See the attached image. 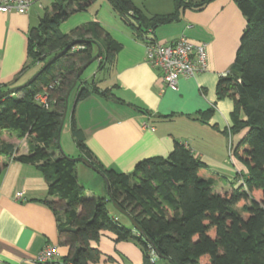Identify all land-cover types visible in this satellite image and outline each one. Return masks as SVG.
Here are the masks:
<instances>
[{
    "label": "trees",
    "instance_id": "obj_1",
    "mask_svg": "<svg viewBox=\"0 0 264 264\" xmlns=\"http://www.w3.org/2000/svg\"><path fill=\"white\" fill-rule=\"evenodd\" d=\"M95 1L51 2L27 34L23 67L36 63L40 73L28 86L0 99V173L6 159L33 164L42 173L51 197L44 202L64 216L57 219L58 238L68 251L56 264L97 261L100 251L90 242L97 241L102 231L113 233L115 240L136 239L144 253L141 264H154L149 256L151 245L110 216L109 203H115L138 224L160 253L161 258L157 257L167 264H264V0H234L245 17V26L230 70L220 75L216 84L218 98L228 97L233 102L230 133L246 129L231 149L234 159L245 168L242 183L231 191L217 192L212 179L205 176L207 165L177 140L167 156L144 158L131 172L103 169L86 150L82 132L72 118L76 147L103 177L105 197L86 195L77 183L78 161L60 152L52 154L57 149L65 96L81 77L76 78L78 69L98 46L99 68L110 65L120 48L96 22L66 34L58 31L63 19ZM108 1L134 34L145 39L148 28L176 20L179 8L200 10L211 0H175L174 12L151 17L131 0ZM72 42L76 43L69 45ZM65 46L61 55L45 65ZM96 91L81 87L76 100ZM40 94L47 106L35 100ZM102 94L108 95L106 91ZM204 114L202 122L207 120ZM26 135L33 141H28L26 153H20L10 140ZM255 192L259 199L254 198Z\"/></svg>",
    "mask_w": 264,
    "mask_h": 264
},
{
    "label": "crops",
    "instance_id": "obj_2",
    "mask_svg": "<svg viewBox=\"0 0 264 264\" xmlns=\"http://www.w3.org/2000/svg\"><path fill=\"white\" fill-rule=\"evenodd\" d=\"M52 1L40 0V5L30 6L25 13L0 12V85L3 90L23 83L36 71V63L23 67L27 34L31 27L38 25ZM131 2L148 17L170 14L175 7V0ZM88 22L98 23L120 48L110 65L99 68L96 59L97 72H101L99 79H92L89 84L88 79L80 77L69 91L60 137L65 134L70 140L54 149L53 156L59 152L71 157L81 156L71 134L74 118L86 150L103 169L131 172L144 158L167 156L177 140L207 165L205 176L212 179L217 192L231 191L233 188L221 185V179L226 180L234 172V176L245 173L231 149L246 129L230 133L233 102L228 97L218 98L216 84L220 75L229 72L245 26V17L235 1L211 0L200 10L179 8L176 20L148 28L143 34L144 38L158 43L185 35L192 42L207 44L208 69L180 77L175 90L166 87L159 70L148 63L147 39L137 37L108 0H96L86 9L71 13L59 23L58 31L66 34ZM81 87L89 90L94 87L97 91L76 100ZM103 91L108 95H103ZM201 114L207 115L206 122L201 121ZM28 141H33V137L26 135L20 140H10L20 153L27 152ZM5 161L0 173V264H36V254L49 244L56 245L58 250V257L52 263L61 262L68 248L58 238L57 219L63 220L64 216L62 211L54 213L44 202L51 197L42 173L30 163ZM75 168L77 183L84 187L86 195L106 196L103 177L97 171L81 162H77ZM107 208L110 216L139 234L129 219L110 203ZM90 245L100 251V257L88 264L143 262V249L134 238L115 240L113 233L102 231L98 240L91 241Z\"/></svg>",
    "mask_w": 264,
    "mask_h": 264
},
{
    "label": "built area",
    "instance_id": "obj_3",
    "mask_svg": "<svg viewBox=\"0 0 264 264\" xmlns=\"http://www.w3.org/2000/svg\"><path fill=\"white\" fill-rule=\"evenodd\" d=\"M34 4L40 5V0H0V12L25 13ZM145 41L148 63L159 70L164 85L170 89L177 88L180 77L193 76L208 69L207 44L205 42H192L185 35H180L167 43H158L151 39ZM35 100L47 106L46 98L42 94L37 95ZM155 255L154 250L150 249L151 261ZM57 257V246L49 244L36 254L34 261L36 264H50Z\"/></svg>",
    "mask_w": 264,
    "mask_h": 264
},
{
    "label": "water",
    "instance_id": "obj_4",
    "mask_svg": "<svg viewBox=\"0 0 264 264\" xmlns=\"http://www.w3.org/2000/svg\"><path fill=\"white\" fill-rule=\"evenodd\" d=\"M78 41H81V40H78ZM76 42H72L70 43L69 45H73L75 44ZM68 46H65L62 50H60L59 52H57L55 55L51 56L46 62H45V65L50 63L52 60H54L56 57H58L59 55H61L66 49H67ZM99 53H100V48L99 46L97 47V51L96 53L87 61L85 62L83 65L80 66V68L78 69L77 71V75H76V78L82 74V72L84 71V69L89 65L91 64L93 61H95L98 56H99ZM40 73V70H37L36 72H34L27 80H25L23 83L21 84H18V85H15V86H12L10 88H7L5 89L4 91H2L0 93V99L6 97V96H9L13 93H15L17 90L19 89H22L23 87H26L28 86L37 76L38 74ZM76 84V79L74 80L73 82V85L74 86ZM68 95H69V92H67L66 96H65V102H64V107H63V112H62V116H61V122H60V126H59V129H58V132H57V147L59 148V137H60V130H61V126H62V123H63V119L65 117V114H66V109H67V103H68ZM73 160L75 161H78V162H81L82 164L86 165L87 167L97 171L95 169V167L90 163V161L88 159H86L85 157H82V156H78V157H75V158H72ZM112 205L123 215H125L131 225L133 226V228L139 233L142 235V238L151 245L152 249L154 250V252L156 253V255L158 257L161 258V255L160 253L158 252V250L154 247L153 244L150 243V241L142 234V230L141 228L138 226V224L125 212L123 211L122 209H120L115 203H112Z\"/></svg>",
    "mask_w": 264,
    "mask_h": 264
},
{
    "label": "rangeland",
    "instance_id": "obj_5",
    "mask_svg": "<svg viewBox=\"0 0 264 264\" xmlns=\"http://www.w3.org/2000/svg\"><path fill=\"white\" fill-rule=\"evenodd\" d=\"M97 63L98 62L96 60L93 61L91 64H89L84 69V71L81 74V77L88 79V83L89 84H91L92 79L96 80V79H99V77H101V72H97V69H96L97 68ZM69 140H70L69 137L66 136L65 134H63L62 137H59V145L62 147L63 145H65V143L69 142ZM229 142H230V139L227 140L226 154L229 153V150H228V143ZM64 154H66V153L64 152ZM72 158H75V157H72ZM78 165H80V164H78ZM234 174H235V172L231 175V177H229V178L226 177L225 178L226 180H222L221 179V182H222L221 185L222 186H227L228 188H234V189H236L239 186V184L242 183V178H241V175L242 174H237L236 176H234ZM80 181H83V183H87V180H82L81 178H80ZM85 185H87V184H85ZM95 193L97 194V191ZM253 196H254L255 199H259V193L258 192L253 193ZM108 208H110V205H108ZM153 260H154V264H167L163 259H160L157 256L154 257Z\"/></svg>",
    "mask_w": 264,
    "mask_h": 264
}]
</instances>
